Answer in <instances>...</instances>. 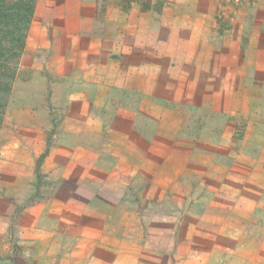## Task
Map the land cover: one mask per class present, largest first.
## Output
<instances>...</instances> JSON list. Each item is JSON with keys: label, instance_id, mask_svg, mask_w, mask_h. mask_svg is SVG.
Segmentation results:
<instances>
[{"label": "crops", "instance_id": "0c3cea01", "mask_svg": "<svg viewBox=\"0 0 264 264\" xmlns=\"http://www.w3.org/2000/svg\"><path fill=\"white\" fill-rule=\"evenodd\" d=\"M68 9L63 129L0 165V264H264V46L218 49L200 11Z\"/></svg>", "mask_w": 264, "mask_h": 264}, {"label": "rangeland", "instance_id": "374dc122", "mask_svg": "<svg viewBox=\"0 0 264 264\" xmlns=\"http://www.w3.org/2000/svg\"><path fill=\"white\" fill-rule=\"evenodd\" d=\"M216 2L217 0H170L162 11L150 12L156 14L158 21L162 22L164 10H167V20L171 24L172 16L181 11H188L190 15H195L198 11L203 12L209 25L210 20H213L215 25L201 28L199 32L210 38L218 49L229 44L230 51L235 52L246 41L264 46V1L252 8H216ZM59 8L67 9L62 14L56 12L57 16L61 15L60 19L62 18L61 23H56L54 11ZM68 8H99L98 20L104 22L105 14L99 0L38 1L27 32L25 50L20 57L18 75L12 89L6 94V107L0 106V165L8 164L6 156L11 155L8 150L14 152L15 144H23L32 149L37 144L40 130L51 140L55 132L63 129V84L61 78H53L50 64L56 59L60 64L65 56L61 46L48 47V44L52 38L56 42L65 38L62 32L71 27ZM109 8L119 7L111 4ZM133 8L140 9L138 6ZM74 14L75 18L82 15L80 11ZM77 23L73 21V27L77 26L81 31L89 28L93 31H105L107 28L105 23L96 24L93 28L88 19H79ZM223 32H227L224 37L220 35ZM240 36L242 39L244 36V42L239 41ZM32 51L36 56H40L41 61H31ZM49 58L51 60L48 64ZM54 88L59 91L54 92ZM1 110L4 113L1 114ZM50 140L48 143H51ZM42 157L43 155L40 160Z\"/></svg>", "mask_w": 264, "mask_h": 264}, {"label": "trees", "instance_id": "16d2710c", "mask_svg": "<svg viewBox=\"0 0 264 264\" xmlns=\"http://www.w3.org/2000/svg\"><path fill=\"white\" fill-rule=\"evenodd\" d=\"M39 0H0V106L6 107V94L12 89L26 36ZM170 0H99L105 11L115 4L126 12L134 6L142 11L160 12ZM264 0H217L216 8H252ZM4 110V109H3ZM4 113L1 110V114Z\"/></svg>", "mask_w": 264, "mask_h": 264}]
</instances>
